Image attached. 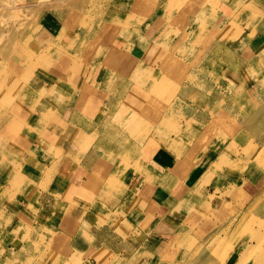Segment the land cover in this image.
Masks as SVG:
<instances>
[{
    "label": "crops",
    "instance_id": "0c3cea01",
    "mask_svg": "<svg viewBox=\"0 0 264 264\" xmlns=\"http://www.w3.org/2000/svg\"><path fill=\"white\" fill-rule=\"evenodd\" d=\"M90 1H57L60 10L62 6L64 9L66 5L72 6L73 13L69 10L64 14H73V24L62 23L60 19L48 24L44 30V49L47 43H55L51 49L55 50L62 38L60 44L68 52H61L51 60L59 61L60 69L65 63L62 57H75L84 49L83 64L78 63L77 71L87 75L80 78L81 74L75 75L71 81L76 84L74 89L68 94H58L51 104L55 112H59L66 100H78L85 89L90 97L98 91L107 96L98 107L80 115L87 121L93 118L96 121L103 111L105 114L112 111L113 105L107 104L110 98L107 86L104 87L99 79H92L94 66L111 51H118L119 57L114 63L118 64L120 72H125L124 77L131 83V88L148 92L146 86L153 78L163 76L161 63L168 57L164 44L174 30L167 21L171 18L167 10L175 8L179 0H112L109 7L89 13L90 25L83 22L77 25L76 21L82 16L81 12H86ZM229 1L216 13L204 7L190 12L193 13L185 33H197L202 27L211 43L207 42L205 48H195V51L190 49L185 60L187 68L176 70V76L180 75L176 81L183 77L180 82L185 97L193 94L203 97L207 85L226 78L229 81V74L246 75L250 67L258 65L257 55L264 52L259 48L256 53V43H246L244 47L241 39L230 38L239 30L234 26L226 30L224 25L233 24L242 0ZM256 1L247 0V17L257 16L249 7L251 4L260 12L257 17L264 21V0ZM242 29L246 35H252L250 28ZM244 39L248 40L247 37ZM213 49L216 54L211 53ZM111 61L114 60L109 63ZM43 77L41 81L46 88L54 86L52 78ZM189 78H192V84L188 83ZM73 110L75 107L72 106L68 114ZM207 125V119H203L196 126H186L182 138L170 132V125L166 138L155 140L154 151L151 144L145 142L139 153L114 158H97L91 153L84 155L73 148V143L69 147L63 140H59L63 155L50 152V156L44 158V148L60 146L57 142H48L46 138L52 132L45 133L47 129L42 136L45 145L42 144L43 149L39 151L43 156H28L23 149L19 154L17 151L11 153L7 148V154L0 155V264H65L74 255L84 258L83 264H144L147 261L145 254H151L155 260L164 240L170 239L174 243L186 240L181 228L193 217L190 215L192 208L205 204L214 194L220 198L228 177L235 178L233 184H237L244 200L253 206L264 194V171L258 174L254 168L255 160L240 156L231 159V164H237L243 170L246 165L250 166L244 172L232 171L231 166L222 167L217 149H201V138ZM40 135L42 133L37 130L27 136L32 148L40 145ZM56 156L58 159H54ZM179 157L183 164L177 171L174 164ZM195 159H201L202 163L189 167L188 162H195ZM38 162L42 163L43 169L45 166V171L40 170ZM176 181H182L181 187L176 186ZM63 248L67 249L66 255L62 254L54 261ZM64 256H67L65 260Z\"/></svg>",
    "mask_w": 264,
    "mask_h": 264
},
{
    "label": "rangeland",
    "instance_id": "374dc122",
    "mask_svg": "<svg viewBox=\"0 0 264 264\" xmlns=\"http://www.w3.org/2000/svg\"><path fill=\"white\" fill-rule=\"evenodd\" d=\"M57 1L62 0H0V91L5 92L3 96L6 98L3 106H0V110H11L16 115V120L22 124L26 123L28 119L34 120V116L37 115L34 109L41 110L46 104L44 98H41L36 105L38 108H36L29 99L28 94L24 93V90L26 92L36 91L35 94H38L40 90L35 84L39 78L47 76L52 78L48 79L52 80L54 86L47 87L46 92L49 94H46L49 99H53L51 96L57 98L59 97L58 94L62 93L63 95L65 92L74 89L76 84L71 82L72 78L83 73L77 71L78 63L83 64V48L75 57H62L65 62L63 69H60L59 61L45 62L49 68H46V70L44 68L39 69L44 60L51 61L58 57L57 54L68 52V49L63 48V45L60 44L62 38L54 47L55 50H51L55 43H47L45 45L47 48L44 49L46 38L42 33H44L48 24L52 25V22L56 23L59 19L62 23L65 22V24L71 26L73 24V14H68L69 18L68 15L64 14L69 10L73 13L72 6L66 5L65 9L62 6L60 10L57 7ZM111 1L91 0L89 7L85 9L86 12H81L82 18L80 17L76 21L77 25L80 22L90 25L92 19L89 18V13L93 14L99 12L101 8L109 7ZM253 1L257 3L256 0ZM227 2L230 1L179 0L175 8L167 10V14L171 17L167 21L172 24L174 30L168 35L167 41H165L166 44H164L168 57L166 61L161 63V70L165 74L162 76L163 91L160 92L162 97H158L160 107L157 106L158 103L153 105L152 101L146 103L148 98L144 101L139 97L140 94L143 95L142 90L131 88V83L126 81L124 77L125 72H120L118 64L114 63L118 60V51H111L112 53L108 54L107 58L103 57V61L101 60L100 63L94 66L98 76L93 73L94 77L92 79H99L103 82L104 87L107 86L106 90H108V96L110 97L107 104L109 106L113 105V109L106 114L103 111V114L96 121H94V118L90 121L85 120L88 126L86 129V143L90 135L93 136L92 131L97 136L96 141H93V144L90 145V150L102 149L101 155L110 158L116 155H135L140 152L143 144L148 142L147 144H151V149L154 151L157 147V144L154 143L155 140L163 141L166 138L165 136L169 132L167 130L170 128L169 125H171L170 132L182 138L186 126H196L200 120L207 119L208 125L201 138V149H217L222 167L223 165L225 167L231 166L229 168L232 171L242 173L245 169H248L247 167H250L246 165L243 170L237 164L236 166L231 164V159L238 156L244 159H254V168H256L254 170L258 174L264 171V52L259 56L257 55L258 65L250 67L246 75L229 74L231 75L229 81L226 78L227 81L207 85L204 88L203 97L198 93V95L193 94L185 97V89L180 82L183 77L180 78V81H176L177 77L180 76L178 74L176 76V70L178 71L181 67L187 68L185 60L187 61L186 57L190 53V49L195 51V48H205L207 42L211 43L210 37L207 36L206 30L202 27L197 33L193 31L191 35L189 32L185 33L189 16L193 13L190 12L195 11V8L204 7L205 10L216 13ZM246 2L247 0L241 1L233 24H225L224 26H226V30L230 26L237 27L239 32L234 36H230V38L241 39L244 47H246V42L252 45L256 43L254 47L258 48L257 52L255 51L258 54L259 48L264 49V21L257 17L260 12L251 4L249 7L257 16L255 18L247 17ZM85 13L87 14L83 16ZM243 27L250 28L252 35H246L242 29ZM38 32L42 33L39 34ZM246 37L248 40L244 39ZM185 43L188 47L184 46ZM151 45L153 46V43ZM23 46L28 50L33 49L31 53L34 54L23 51ZM46 50L44 59L37 61L39 59L37 54ZM211 53L216 54V49H213ZM111 59L114 61L109 63ZM42 65L44 66V63ZM29 68L36 69L31 76L32 81L31 83L22 84L23 91L17 92V86L13 87L14 73L17 70ZM169 72H171V75H168ZM188 81V83H193L192 78H189ZM87 94L88 91L85 89L77 102L90 97ZM93 95H96L100 100L96 99V102L88 100L85 101L84 105L81 104L84 108L82 114H88L89 109L98 107L103 98L107 96L100 94L98 91ZM144 95H146V92ZM151 95L153 94L151 93ZM73 101L75 100H66V103L70 105ZM16 109L17 111H15ZM51 109H54V107H51ZM128 115L129 119L126 120ZM68 120L69 118L66 119L61 114L55 120L54 125L58 122V126L64 127ZM159 126L162 127L161 130ZM106 127L111 129L105 130ZM47 131L52 132L46 138L48 142L54 141L60 144L58 149L63 153V145L59 142V135L64 132L63 128L46 130L45 133ZM40 132L42 135L38 137V140L40 138L41 141L44 132ZM86 145L81 146L80 144L78 147L85 150ZM183 146L182 144L179 148L181 152ZM14 149H23L24 151L21 143L17 144ZM74 149L77 151V148L74 147ZM17 151L19 152V150ZM52 153L57 154L58 152L52 151ZM55 158L58 159L57 156ZM194 158H197V156ZM201 163V159H195V162L190 161L188 165L192 167ZM182 164L183 160L179 157L174 164V170H180ZM206 171L211 172L209 169H206ZM246 179L251 180L250 178ZM234 180L235 178L231 177L225 179L226 184L221 189L220 198H216L214 194L210 196L205 204L192 208L190 215L193 217L188 218L181 228L186 240L184 238L183 241L175 243L174 241L171 242L170 239L164 240L161 245L162 249H160L155 260L150 257L151 254H145L147 261L145 260L144 264H150V262L151 264H264V194L261 195L262 199H257L253 206H249L241 195L237 184H233ZM136 182L139 181L136 180ZM180 182L182 184V181H176L175 183L178 188L181 187ZM208 185L209 182L206 183V186ZM210 187L214 189L212 186ZM128 195L131 196V193H128ZM190 234L192 236L187 237ZM66 248L60 250L61 253L59 252L54 261L59 257L61 258L62 254L66 255ZM66 258L67 256H64V260ZM82 259L84 258L74 255L65 264H83L84 260Z\"/></svg>",
    "mask_w": 264,
    "mask_h": 264
},
{
    "label": "bare ground",
    "instance_id": "6f19581e",
    "mask_svg": "<svg viewBox=\"0 0 264 264\" xmlns=\"http://www.w3.org/2000/svg\"><path fill=\"white\" fill-rule=\"evenodd\" d=\"M41 33H39V34H41ZM42 34L44 35V33H42ZM15 48H18V47H15ZM23 51H26L27 53H31V51H33V49L28 50V48L23 46ZM43 52H40L38 54L36 53L38 58H39V59H37V61H39L40 59H44V53ZM31 54H34V53H31ZM26 62H28V61H26ZM51 62L52 61H49V62H46V63H51ZM43 63H44V66L42 65ZM46 63L43 61L40 64V68L39 69H43V68H44V70H46V68L48 69L49 67H47ZM35 70H36L35 68H29V69H26V70H17L16 71L17 74L14 73V78L12 79L13 80V87L17 86L16 87V91L17 92L23 91L22 86H21L22 84H25V83H28V82L31 83V81H32L31 80L32 79L31 76H32V74H33V72ZM93 73H96L95 75L98 76V73H97V71L95 69H93V71L91 72V74H93ZM85 74L86 73L83 72L80 77H84ZM164 74H165V72L163 73V75ZM42 78H44V77H42ZM41 80L42 79L39 78L37 80L36 84H35L37 86L38 90H40V91H38V94H35L36 91H33V92H28L27 91L26 92V90H24L25 91L24 93L28 94V96L30 97L29 99L33 102V105H35V107H36L37 103L40 101V99L45 97V99H44L45 102L44 103H46V104H44V108H42L41 110L40 109H34V111L37 112V115L34 116V120L33 119H28V121H26V123L22 124V123H19L16 120V115H14L11 112V110H7V111H1L0 110V154H2V156L6 155L7 154V148H9V150H11L10 151L11 153H13L14 151H17V150L20 151V149H14V148H15V146L17 144L21 143L28 156L30 154H35L36 157L38 155L41 156L42 154H39V151H41V149H43L42 148V144H44V142L41 140L39 146H36V147L32 148V146L29 145V141H28L27 136L30 137L32 132L33 131H37V130L44 132V129L45 130L46 129L47 130H58V129L63 128L64 132L60 133V135H59V139L60 140H63L65 143L67 142L66 144H68L69 147L73 143V145H75L74 147L77 148L78 150H80L84 155H87V154L91 153L95 157L101 158L102 157V155H101L102 149H98V150H96L97 148L94 149V150H90L89 149L90 145L93 144V141H96L97 136L94 135V131H92L93 136L90 135V138H88L89 140L86 143V141H85V138H87L86 137V129L88 128V126H87V124L85 122V119L80 116L82 114L83 110H84L82 105H84L85 101L90 100L92 102V100H93V101L96 102V99L100 100V98H98L96 95H94L93 97H86L83 100H79V102H77V100L73 101L71 103L73 105H71V104L68 105L66 103V101H65L66 105L63 106L61 111L55 112L54 109H51V107H53V106L50 105V104L54 101V99L56 100L57 98H55L53 96H51L53 99H49L48 98L47 94H49V93L46 92V86L44 85V83ZM79 83H81V82H79ZM23 88H24V86H23ZM146 88L147 89H145V91H148V92H146V95H144L145 92L142 91L143 95L140 94L139 97H141L144 101L148 98V101L146 103L152 101L153 105H156L158 103V97L159 98L162 97V94L160 93V92L163 91L162 77L160 79L153 78V82L151 84L147 85ZM151 93L153 95H151ZM4 94H5V92L3 90L0 91V106H3L4 102L6 101L5 96H3ZM142 96H144V97H142ZM220 101H219V103H220ZM68 106H69V108L66 109V107H68ZM72 106L75 107V110L71 111V113L68 114V110L70 108H72ZM157 106H159V103L157 104ZM36 108H38V106ZM57 110H59V109H57ZM15 111H17V109ZM61 114L63 115L64 118H66V119L69 118L67 124L64 127H60V126H58L59 123L57 122L56 123L57 125H53L52 126V124H54V122L57 119V117L59 115H61ZM6 118H8V119H6ZM128 119H129V115L127 116L126 120H128ZM64 128H68V129L65 130ZM109 129H111V128L110 127H106L105 130H109ZM159 129L161 130L162 127L159 126ZM70 130H72V131H70ZM78 134H79V137L77 138ZM80 144H81V146H84L85 144H87L85 146V150H83L82 148L78 147ZM46 146H48V145H46ZM86 147H88V148H86ZM48 148H44V158L47 157V156H50V152H52V151H57L58 152L55 155H60L61 154V151L58 149V147H56V145H49ZM71 150L73 151V149H71ZM175 152L176 151H173V153H175ZM18 154H19V152H18ZM62 155H63V153H62ZM117 156L119 157V156H123V155H116V157ZM114 157L115 156H112L111 158H114ZM40 164H42V163L38 162L40 170H42V171L44 170L45 171V166H44V169H43V165H40ZM82 187H83V185H82ZM2 189H3V187H2Z\"/></svg>",
    "mask_w": 264,
    "mask_h": 264
}]
</instances>
